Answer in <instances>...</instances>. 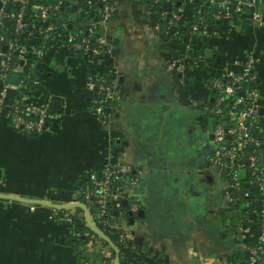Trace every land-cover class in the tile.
<instances>
[{"label":"crops","instance_id":"crops-1","mask_svg":"<svg viewBox=\"0 0 264 264\" xmlns=\"http://www.w3.org/2000/svg\"><path fill=\"white\" fill-rule=\"evenodd\" d=\"M111 1L114 12L99 27L96 52L71 50L50 21L28 23L21 59L40 82L23 91L24 98L49 100L51 115L40 133L15 130L8 106L17 85L7 87L0 105V193L80 201L91 171L108 164L139 165L141 180L126 199L127 205L136 201L142 213L127 215L123 205L112 220L126 233L120 264L242 261L249 243L264 231V199L247 205L249 221L238 229L224 199L223 178L209 164L214 119L205 82L240 69L246 53H253L256 136L264 152V25L243 13L216 21L212 33L201 36L192 28V1L180 0L172 28L156 29L166 18L163 7L153 8L147 0ZM193 50L200 51L198 66L190 61ZM174 58L181 71L168 68ZM110 71L118 74L121 100L115 116L104 122L92 107L93 82L95 74ZM76 208L0 196V264H78L79 253L93 264H114L111 246L101 239L72 242L78 216L86 221L83 209Z\"/></svg>","mask_w":264,"mask_h":264},{"label":"built area","instance_id":"built-area-1","mask_svg":"<svg viewBox=\"0 0 264 264\" xmlns=\"http://www.w3.org/2000/svg\"><path fill=\"white\" fill-rule=\"evenodd\" d=\"M64 1L58 0L53 3L51 0L32 2L31 0H0V105L3 103L7 87L16 83L17 94L8 106V117L12 127L17 131L27 134L40 133L51 115L49 100L38 102L24 98L23 91L27 90L28 83L36 86L40 79L31 76L23 63L17 61L26 53L21 42L22 37L30 32L28 23L33 18L48 22L62 15L59 6ZM66 1L73 3L77 10L87 11L89 15L87 34L80 35L71 29L64 32L65 22L57 27L54 25V31L57 30L64 36L65 44L71 50L98 51L97 43L91 44L90 37L93 36L96 41L98 33L96 29L111 19L114 12L113 2L111 0ZM147 1L152 5L165 0ZM8 2L11 4L9 9L5 7ZM170 2L169 10L162 9L166 17L163 24L156 22L154 25L156 29H161L163 25L170 29L174 21L179 18L180 9L175 4L176 0ZM263 7L264 0H199L194 6L195 21L192 28L201 36L208 35L212 33L216 21L236 18L243 13H247L255 24L264 25ZM5 21H12L11 36L8 35ZM190 61L194 66H198L202 61L201 55H190ZM167 66L171 70L181 71L183 65L174 58ZM253 67L254 55L252 52H247L241 61L240 69H228L215 77L208 78L205 82L212 95L207 109L214 119L211 137L213 147L208 157L209 164L223 178L224 199L233 211L238 229L249 220L247 205L264 199V152L256 136V131L259 129V89L258 77ZM12 73L17 74L15 82L9 80V75ZM93 83L92 107L102 121L107 122L115 116L116 106L121 100L118 74L114 71L97 73ZM19 90L22 92L19 93ZM242 169L243 173H241ZM142 174L143 169L139 165L108 164L101 172L91 171L80 188V200L83 199L87 205L97 203L96 215L102 218L103 223L119 230L121 243L125 242L126 233L121 228L114 227L112 220L116 214H111L110 209L114 208L118 211L123 208L122 199L128 198V193L140 182ZM127 206L132 213L138 210L136 201H130ZM248 252L247 262L237 264L264 263V231H261L254 244L248 246Z\"/></svg>","mask_w":264,"mask_h":264},{"label":"trees","instance_id":"trees-1","mask_svg":"<svg viewBox=\"0 0 264 264\" xmlns=\"http://www.w3.org/2000/svg\"><path fill=\"white\" fill-rule=\"evenodd\" d=\"M32 1H34V0H31V2ZM51 1L54 3L58 0H51ZM198 2H199V0H193L192 1L193 6H196L198 4ZM73 5L74 4L71 3L70 1L65 0L64 2H62L59 6V11L62 12V15L54 17L53 21H50V22L54 23V25H56V27L60 26L61 23L65 22L66 27L64 29V32H67L68 30L71 29V30L77 31L78 33H80V35H86L87 34V25H88L89 15L85 9L77 10V7H75V8L72 7ZM152 6H153V8L162 9V3H153ZM208 6L211 7L213 5H208ZM208 6H206V7H208ZM93 17H95V16H93ZM5 25L8 27V35H10V36L13 35L11 33L12 21H8V22L5 21ZM28 29L30 31L31 27L28 26ZM96 30L99 31V27ZM90 42H91V44H95L96 41H95L93 36L90 37ZM15 54H17V53H15ZM198 54H200V51H198V50L191 51V55H193V56L194 55L196 56ZM20 60L21 59L18 58L17 61L20 62ZM27 72H29L31 76L37 77L38 79H40L39 74L37 72H35L34 70L32 71V69H28ZM33 86L34 85L32 83H30V82L28 83V87H33ZM21 92L22 91L19 90V93H21ZM123 205H124V208L126 207V214L129 215V210H128L127 204H123ZM96 206H97V203L89 205L92 220L94 221L96 226H98L102 231H104L106 234H108L110 236V238L120 247L121 242L119 241V230L102 222V218L100 216H97L95 213ZM248 208H249V206H248ZM76 210L82 211V208L77 207ZM110 212H111V214H114V215L118 213L114 208L110 209ZM78 217H79V221L73 227V229H72L73 231L71 233L72 234V242L74 244H81V243L87 242L93 238H99L105 244H108L106 241H104L102 238L98 237V235H96L95 233H93L89 229L88 225L86 224V221H85L83 214L78 216ZM76 232H78V234H76ZM84 232H87V233H84ZM254 242L255 241L249 243V245L254 244ZM110 249H111L110 259H112L114 256V252H113V249L111 247H110ZM234 259H235V257H232L228 264L246 263L248 258L243 259L242 261L239 260L237 262L234 261ZM77 263L78 264H93V263H91V261L87 257L83 256L81 253L78 254ZM258 264H260V263H258Z\"/></svg>","mask_w":264,"mask_h":264},{"label":"water","instance_id":"water-1","mask_svg":"<svg viewBox=\"0 0 264 264\" xmlns=\"http://www.w3.org/2000/svg\"><path fill=\"white\" fill-rule=\"evenodd\" d=\"M0 5H1V2H0ZM176 5L180 6V0H176ZM10 6H11V4L9 2L6 3V5H5V7L7 9H9ZM170 6H171L170 0H165V1L162 2L163 9L169 10ZM72 7L75 8L76 6L73 5ZM246 12H248V9H246ZM6 22H8V21H6ZM205 51L207 52L208 49H205ZM20 62L23 63L24 60L21 59ZM16 79H17V74L16 73H13V74L10 75V80L11 81L15 82ZM0 196L16 198V199H20V200L28 201V202L42 203L44 205H47V206L52 207V208H57V209H64V208H67V207H80V208H82L84 213H85L86 223H87L89 229L93 233L98 235L100 238H102L104 241H106L111 246V248L113 249V252H114V257H113L114 264H120V258H119L120 248H119V246L110 238V236L108 234H106L98 226H96V224L92 220L89 205H87L86 202L83 199L80 200V201H70V202H65V203H56V202H51V201H47V200H44V199L24 197V196H21V195L9 194V193H0ZM122 202H123V204H127V199L123 198ZM138 213L141 214L142 213V209H139ZM129 215H132L131 211H129ZM248 256H249V252H248V250H245L244 258L247 259Z\"/></svg>","mask_w":264,"mask_h":264},{"label":"rangeland","instance_id":"rangeland-1","mask_svg":"<svg viewBox=\"0 0 264 264\" xmlns=\"http://www.w3.org/2000/svg\"><path fill=\"white\" fill-rule=\"evenodd\" d=\"M36 19V18H35ZM33 71V70H32Z\"/></svg>","mask_w":264,"mask_h":264}]
</instances>
